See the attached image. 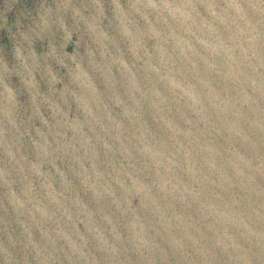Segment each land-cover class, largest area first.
Segmentation results:
<instances>
[{
    "label": "water",
    "instance_id": "1",
    "mask_svg": "<svg viewBox=\"0 0 264 264\" xmlns=\"http://www.w3.org/2000/svg\"><path fill=\"white\" fill-rule=\"evenodd\" d=\"M0 264H264V0H0Z\"/></svg>",
    "mask_w": 264,
    "mask_h": 264
}]
</instances>
